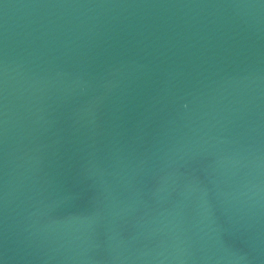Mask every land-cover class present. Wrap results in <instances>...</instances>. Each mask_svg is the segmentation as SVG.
Returning <instances> with one entry per match:
<instances>
[{"label": "water", "instance_id": "1", "mask_svg": "<svg viewBox=\"0 0 264 264\" xmlns=\"http://www.w3.org/2000/svg\"><path fill=\"white\" fill-rule=\"evenodd\" d=\"M0 264H264V0H0Z\"/></svg>", "mask_w": 264, "mask_h": 264}]
</instances>
